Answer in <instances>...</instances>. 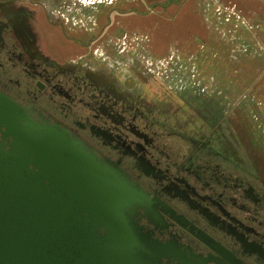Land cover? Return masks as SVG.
<instances>
[{"label": "flooded vegetation", "instance_id": "af4514ba", "mask_svg": "<svg viewBox=\"0 0 264 264\" xmlns=\"http://www.w3.org/2000/svg\"><path fill=\"white\" fill-rule=\"evenodd\" d=\"M17 17L13 27L0 12V95L36 122L66 128L146 192L154 214L138 209L139 223L170 249L163 263L264 264L262 155L240 156L234 140L213 134L194 137L173 113L145 105L131 83L122 104L26 58Z\"/></svg>", "mask_w": 264, "mask_h": 264}, {"label": "water", "instance_id": "95a60500", "mask_svg": "<svg viewBox=\"0 0 264 264\" xmlns=\"http://www.w3.org/2000/svg\"><path fill=\"white\" fill-rule=\"evenodd\" d=\"M0 264H165L146 192L66 128L0 95Z\"/></svg>", "mask_w": 264, "mask_h": 264}, {"label": "rangeland", "instance_id": "374dc122", "mask_svg": "<svg viewBox=\"0 0 264 264\" xmlns=\"http://www.w3.org/2000/svg\"><path fill=\"white\" fill-rule=\"evenodd\" d=\"M38 1L40 4L36 3ZM184 1L3 0V2H0V12H4L11 17L12 24L14 23V13L18 16L13 30L17 42L21 45L19 38L22 39L24 44L22 48L25 50L26 58H35L40 62L49 63L52 69L62 70L61 75L68 76L75 81H81L118 103H126V95L130 93L132 87L129 86L131 81L123 75L124 67H121L122 74L117 73L119 74L117 77L114 75L108 76L110 68L93 58L92 53L78 54V51L87 50L88 46L92 47L93 43L87 39H80V37L74 36L75 38H71L67 34L71 32L76 36H82V34L77 35V29L84 31L87 28L89 30L93 22L100 19L101 33L105 29H109V25L112 27V25L118 24L119 28H117L118 30L115 31L114 35L120 38L121 42H124L127 36L126 32L130 31L126 28L130 27L126 25L128 22L133 21V25H138L137 19H148L150 16L157 17L162 12L168 15L171 13L170 17H172V14L176 13V11L172 12L170 10V7L173 6H175L173 8H176L178 13L180 11L181 14L186 13L183 10H178V6ZM192 1L198 8V11L192 12V18L211 20L212 33L217 39L209 45L204 42L196 44V48L202 46L207 55L205 57L202 54L205 68L201 69L202 73H198L197 78L200 80L208 77L211 80L214 99L222 101L227 106L224 108L226 110L224 114L239 120L245 125L241 126L239 131H230L232 134L240 136L236 137L235 140L237 141H231L230 148L234 149L236 154L240 156L254 155L256 158L258 155H262V159H259L258 162L264 168V91L259 93L258 90L251 87L244 88L248 85V79L253 80L252 78L256 80V86L259 84L264 86V0ZM180 9H183L182 5ZM68 16L71 27L62 28L60 24L62 25V22L66 23ZM131 17L136 19H130ZM71 19L76 23L71 22ZM80 20L83 22H80ZM136 29L139 31V27ZM64 30L68 32L64 33ZM86 33L87 31H85ZM90 34L92 35V32ZM251 34L256 35L258 40V42L256 41V50L260 49L259 59L257 56L253 57L250 53L253 42H250L246 36ZM241 35H244L245 38H242ZM67 42L69 46L72 45L68 54L62 46ZM211 44L212 54L209 53L208 47L205 49L206 46ZM240 50H245V56L248 58L243 60L241 58L243 52H240ZM199 55V57H202L201 54ZM191 58H193V55H191ZM186 61L189 60L186 59ZM243 61L245 66H242ZM211 63L212 68L210 70L208 65ZM250 64L255 66L252 72L254 74L249 72L252 71L248 68ZM188 66L189 64L186 65L187 68ZM156 78L153 79L151 85L161 87L159 83L162 80ZM124 85H127L129 91L125 89ZM136 85H133V88ZM104 87L107 88L108 93L103 91L102 88ZM140 92L141 90L136 91L139 95L138 98L145 105H149L151 109L156 111L162 110V114L170 116L172 113L170 107L158 106L157 100L151 95L152 91L146 88L145 91ZM165 93L169 97L173 95L172 90H166ZM258 95H260L261 100H257ZM128 103L131 102L128 101ZM249 103H254V105H247ZM163 127L169 130L167 124H164Z\"/></svg>", "mask_w": 264, "mask_h": 264}, {"label": "crops", "instance_id": "0c3cea01", "mask_svg": "<svg viewBox=\"0 0 264 264\" xmlns=\"http://www.w3.org/2000/svg\"><path fill=\"white\" fill-rule=\"evenodd\" d=\"M181 5L183 9H180ZM173 7H170V10L176 11V13L172 14V17H170L171 13L168 15L162 12L157 17L150 16L148 19H137L138 25H133V21L128 22L126 25L130 27L126 28L130 31L126 32L127 36L124 42H121L120 38L114 35L119 28L118 24L112 25V27L109 25V29H105L101 33L100 19L95 20L89 30L87 28L84 31L77 29V35L82 34V36H76L71 32L67 35L71 38L87 39L93 43L92 47L88 46L87 50L78 51V54L92 53L93 58L110 68L109 74L112 73L111 75L117 77L119 75L117 73L122 74L121 67H124L123 75L131 81V84H137V89L141 90L140 93L146 88L152 91L151 95L157 100L158 106H169L173 113V120L186 123L194 137L202 138L213 134L216 138L224 137L236 141V137L240 136L232 134V132L239 131V128L245 125L224 114L226 112L224 108L227 106L222 101L214 99L211 80L208 77L200 80L197 78V74L202 73L201 69L205 68L202 54L205 57L207 55L202 46L196 48V44L204 42L209 45L217 41L214 33H212L211 20L192 18V12L198 11L192 0H185L178 6L179 11L183 10L186 13L181 14V11L178 13L177 9ZM67 18L66 23L60 24L62 28L71 27L69 16ZM130 19L136 18L131 17ZM71 22L76 23L73 20ZM80 22L83 21L80 20ZM137 27H139V31L136 29ZM85 31H87V37ZM90 32H92L93 37ZM241 37L245 38L244 35ZM246 37L250 42H253L250 53L259 59L261 52L260 49L256 50V41L258 42L256 35L251 34ZM62 46L67 54L72 47V45L69 46L68 42ZM207 47L209 53L212 54V44L206 46L205 49ZM197 51H199L198 54ZM241 51L243 52L241 58L243 60L248 58L245 56V50ZM199 54L202 57H199ZM68 57L70 58L69 55ZM186 59L189 61L187 62ZM187 64H189L188 68L186 67ZM242 66H245L244 61ZM208 67L211 70L212 63ZM248 68L252 69L249 71L252 73L255 66L250 64ZM156 77L162 80L163 83H159L161 87L151 85ZM252 79H248V85L245 87L243 85V87L246 89L251 87L258 90L259 93L263 92L264 86L260 84L256 86V80ZM166 90H172L173 95L169 97L165 93ZM259 96L257 100H261ZM251 104L254 105V103L247 105L251 106Z\"/></svg>", "mask_w": 264, "mask_h": 264}]
</instances>
